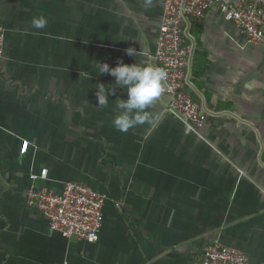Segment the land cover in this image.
Segmentation results:
<instances>
[{
    "label": "crops",
    "instance_id": "0c3cea01",
    "mask_svg": "<svg viewBox=\"0 0 264 264\" xmlns=\"http://www.w3.org/2000/svg\"><path fill=\"white\" fill-rule=\"evenodd\" d=\"M163 12L164 0H0V264H195L209 241L264 264V42L216 7L185 16L200 132L166 92L148 109L160 119L128 132L111 124L121 89L97 107L96 83L115 82L93 62L153 63ZM70 180L106 194L95 242L64 237L27 205L30 187Z\"/></svg>",
    "mask_w": 264,
    "mask_h": 264
},
{
    "label": "built area",
    "instance_id": "2783aa9c",
    "mask_svg": "<svg viewBox=\"0 0 264 264\" xmlns=\"http://www.w3.org/2000/svg\"><path fill=\"white\" fill-rule=\"evenodd\" d=\"M216 7L219 13L233 22L253 43L264 42V0H164L157 50L153 63L164 67L168 73L165 92L171 96L168 108L197 132L207 121L201 103L186 88V68L191 49L183 34L185 16L202 18ZM6 29L0 21V57L4 54ZM29 146L23 142V150ZM47 168L40 173L32 172L31 179L46 178ZM27 205L43 215L51 229L66 238L88 242L99 239L104 217L106 194L88 184L70 180L61 191L42 187L26 190ZM64 264H69L67 260ZM195 264H249L247 254L235 247L218 241L203 245L202 254Z\"/></svg>",
    "mask_w": 264,
    "mask_h": 264
},
{
    "label": "clouds",
    "instance_id": "9594fccd",
    "mask_svg": "<svg viewBox=\"0 0 264 264\" xmlns=\"http://www.w3.org/2000/svg\"><path fill=\"white\" fill-rule=\"evenodd\" d=\"M48 20L43 14L33 16L30 25L39 31L47 27ZM137 50L133 47L125 49L129 56L136 57ZM97 62V61H96ZM93 62L98 74H108L114 78V85L96 83L95 96L97 107L104 108L109 105V98L116 96L117 88L121 89L123 98L116 99V115L111 124L116 131L128 132L130 129L144 124L154 125L159 119L158 114H153L148 109L165 92L168 73L164 67L155 63H124L118 59L112 67L107 62ZM80 75H82L80 73ZM92 75L87 78L90 79Z\"/></svg>",
    "mask_w": 264,
    "mask_h": 264
}]
</instances>
